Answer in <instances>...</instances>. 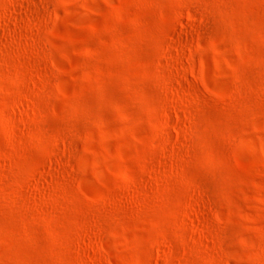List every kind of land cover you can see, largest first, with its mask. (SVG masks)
<instances>
[{
    "label": "rangeland",
    "instance_id": "1",
    "mask_svg": "<svg viewBox=\"0 0 264 264\" xmlns=\"http://www.w3.org/2000/svg\"><path fill=\"white\" fill-rule=\"evenodd\" d=\"M0 264H264V0H0Z\"/></svg>",
    "mask_w": 264,
    "mask_h": 264
}]
</instances>
